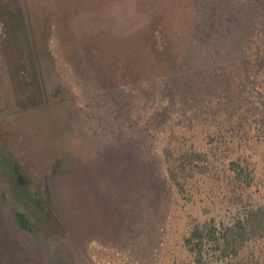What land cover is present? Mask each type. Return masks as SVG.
Masks as SVG:
<instances>
[{"label":"rangeland","instance_id":"1","mask_svg":"<svg viewBox=\"0 0 264 264\" xmlns=\"http://www.w3.org/2000/svg\"><path fill=\"white\" fill-rule=\"evenodd\" d=\"M0 264H264V0H0Z\"/></svg>","mask_w":264,"mask_h":264},{"label":"trees","instance_id":"2","mask_svg":"<svg viewBox=\"0 0 264 264\" xmlns=\"http://www.w3.org/2000/svg\"><path fill=\"white\" fill-rule=\"evenodd\" d=\"M232 165L235 166L234 170L236 171V176L237 178H242L240 172L236 168V163L232 162ZM238 166V165H237ZM249 182V181H246ZM25 189V188H24ZM25 191L28 193V196L31 199H34L35 201H40L39 199V194L38 193H30L28 190L25 189ZM38 204V202H37ZM47 205V204H46ZM41 208V207H40ZM238 228H242L240 224H238ZM239 229L236 230L237 233H239ZM216 232L214 226H209L206 228H201V227H195L190 236L186 237L185 241L186 243L190 246V249L193 250L194 248L201 249L205 241H210L213 240L214 242L217 241V238L214 236V233Z\"/></svg>","mask_w":264,"mask_h":264}]
</instances>
